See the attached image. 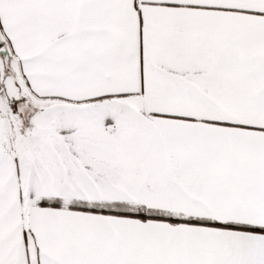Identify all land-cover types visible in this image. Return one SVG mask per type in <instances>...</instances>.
Returning <instances> with one entry per match:
<instances>
[{"label": "snow or ice", "instance_id": "obj_1", "mask_svg": "<svg viewBox=\"0 0 264 264\" xmlns=\"http://www.w3.org/2000/svg\"><path fill=\"white\" fill-rule=\"evenodd\" d=\"M0 264H264V0H0Z\"/></svg>", "mask_w": 264, "mask_h": 264}]
</instances>
